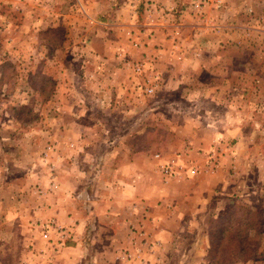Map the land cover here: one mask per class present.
<instances>
[{"label": "rangeland", "instance_id": "obj_1", "mask_svg": "<svg viewBox=\"0 0 264 264\" xmlns=\"http://www.w3.org/2000/svg\"><path fill=\"white\" fill-rule=\"evenodd\" d=\"M165 1L0 0V254L14 255L9 264L32 262L43 252L33 244L46 241L56 253L72 242L69 227L34 215L61 184L78 185L74 196L82 193L77 199L93 214L102 201L120 209L111 179L140 174L139 152L164 183L188 179L176 192H217L195 237L213 227L221 207L229 217L235 204L253 205L255 228L236 238H253L255 253L264 248V0ZM107 92L115 103L97 102ZM65 125L97 128L84 140L95 157L77 151ZM102 140L123 145L114 162ZM134 155L131 170L125 161ZM169 163L179 167L171 177L163 171ZM97 175L105 178L100 187L92 186ZM115 211L99 215L106 217L99 227L95 219L89 224L88 247L101 248L107 234L122 241L125 228L130 246L121 254L132 260H123L147 264L146 210L126 227Z\"/></svg>", "mask_w": 264, "mask_h": 264}, {"label": "crops", "instance_id": "obj_2", "mask_svg": "<svg viewBox=\"0 0 264 264\" xmlns=\"http://www.w3.org/2000/svg\"><path fill=\"white\" fill-rule=\"evenodd\" d=\"M167 3L174 5L175 1L167 0L165 1V4ZM158 61L159 59L156 60V62ZM170 79H172V77ZM106 97L103 99L97 98V102L104 103L106 101H110L115 103L116 99H113L112 97L114 96H111L109 92H107ZM77 116H82V113ZM96 130V127H82L81 125H73L70 127H67L66 125L64 126V133H70V135L72 134L76 137V141L74 140L73 144L76 145V147L81 145V149H78L77 151H82V154L84 153L86 155L90 153L92 157H95V150L91 149L92 153L86 152L87 149L85 147H87V144H85L84 140L85 135L87 136L90 132L91 134H94ZM100 131H102V128H100ZM81 137L83 138L80 140L79 138ZM107 143L108 142H106V140L105 142L103 140L100 142L103 146L106 145L107 148L109 147V151H111L109 157L107 156L108 162L110 160L114 162L117 159L118 148H121L123 145L117 146L120 144L119 141H113L111 144ZM124 145L126 144L124 143ZM138 156H140L141 160L140 163L137 164V169L141 172L140 174L134 173L135 178L130 179L132 178L130 175H128V178L127 176L122 177L119 173H116L115 177L111 180L113 181L114 193L116 190L118 195L122 196L121 198L124 200L121 205H116L120 206V209L115 208V210L120 213V216L116 217V219H118L120 223H123L124 227H126V224H135L138 222L140 220L141 212L144 210H146L147 216L150 217V220H147L145 223V230L149 236L148 241L152 243V245H150L149 253H146V255L143 256L144 261H146L147 264H170L172 261V264H176L179 261H183L182 264H215L210 253V228H205L203 237L195 236L198 233L197 229L199 228H197V226L199 227L200 225L199 220L201 219L202 214L205 215V212L209 213V207L211 210V202L216 200L214 196L217 195V192L215 193V190L212 189L209 193H207V196L201 195L205 192H197L192 195L178 193L175 191V188H177L181 182H187L188 179H176L175 177L171 178V181L169 180L164 183L160 180L159 176L154 177L151 173L153 167H151V164H153L152 161L148 162L146 159L144 160L142 158V152H139ZM61 157V160L67 161L65 155H62ZM135 158L136 155L130 157L129 159L127 158L125 161H128L126 165L131 168V170L135 167ZM155 160L156 162L158 161L157 159ZM120 168L121 166H118L117 169H115V172H120ZM104 179L103 175H97L96 178L92 179V186L96 185V187H100L101 183H104ZM125 181H128L130 185ZM211 181L212 180H209L207 182ZM83 183H85L84 179L82 181V184ZM59 187V190L49 192V195L44 197V206L36 207L34 215H36V220H47L54 217L57 221H59V223L69 227L74 233L72 242L69 245L64 246L62 250L56 253H51L49 249H47L48 245L46 241L45 243L42 241L43 243L38 246L33 244V247H37L36 250L42 249L43 252L38 253V251H36L30 257L33 261L31 262L28 258V260L25 261V264H89V261H91L90 264H130L129 262L123 260L121 254V251L124 248L130 246V237L129 235L127 236V229L124 227L125 233H123L120 238L122 241L116 239L119 235L116 236L111 234L108 236L107 234V241L105 244L98 249L97 246H95L94 252H92L91 248L88 247L89 244L84 239L86 228L94 221V219L95 225L99 227V224L106 222V217L104 216L103 218H100L99 215H110L114 214L116 211L107 210L105 203L102 201L100 203L101 207L98 210V214H96L97 209L96 213L93 214L92 209L86 211L85 206L87 203L85 201L83 202L77 199V197L79 198L81 195L84 197L82 193H78L77 197L74 196V191L79 187L78 185H76L75 189L64 188L62 184ZM127 187H130L131 190L124 191ZM97 189L98 188H96V190ZM105 189L107 190L108 187ZM187 200L188 202H192L194 206H191L190 208L187 207L185 204ZM240 201L244 202L242 200ZM194 202L197 203V206ZM184 207L185 209L182 210ZM249 208L257 213L255 206L250 205ZM222 209V207L218 209L219 211L215 214H212V211V218L215 219L216 217H219ZM187 213L190 217L187 216L184 218ZM111 217L113 216H107L109 223L114 222ZM185 231L192 232L193 234L188 235ZM119 233L121 232L119 231ZM186 235L188 237L184 238ZM93 240L99 244L102 239L97 236V238H94ZM12 256L14 255L3 257V255L0 254V264H9V262H14ZM141 263L142 262L133 261V264ZM227 263L264 264V248L259 246V249H257L256 253L254 251L253 256L250 258L242 259L234 257ZM20 264L22 263L20 262Z\"/></svg>", "mask_w": 264, "mask_h": 264}, {"label": "trees", "instance_id": "obj_3", "mask_svg": "<svg viewBox=\"0 0 264 264\" xmlns=\"http://www.w3.org/2000/svg\"><path fill=\"white\" fill-rule=\"evenodd\" d=\"M237 208L236 212L229 217L225 216L224 211L220 212L219 217L213 219V227H210V241H211V258L215 264H227L234 257L247 259L253 256L255 251V245L249 243V240L253 238H247V240L236 238L239 235L241 229H254L256 214L246 205L235 204ZM251 217L250 220H246V217ZM245 220V222H244ZM224 222H228L227 225H223ZM236 228L234 235L227 237L230 230ZM218 235H213L214 233Z\"/></svg>", "mask_w": 264, "mask_h": 264}, {"label": "built area", "instance_id": "obj_4", "mask_svg": "<svg viewBox=\"0 0 264 264\" xmlns=\"http://www.w3.org/2000/svg\"><path fill=\"white\" fill-rule=\"evenodd\" d=\"M134 69L135 70H138L139 69V67H138V64H136V65H134ZM171 165V166H170ZM178 166V165H177ZM177 166H175V165H173L172 163H169L168 165H166V167H163V171H164V175L165 176H168V177H171V176H173V175H176L177 174V172H178V169H179V167H177ZM193 171L195 172L196 171V169H193ZM143 245H146V246H148V247H150V245H152V243H150V242H148V243H145V244H143ZM122 257L123 258H127V259H130L131 258V254H122ZM132 259H130V261H131Z\"/></svg>", "mask_w": 264, "mask_h": 264}]
</instances>
